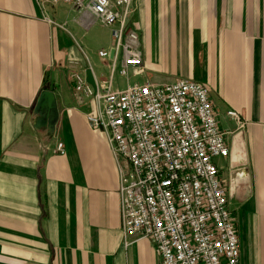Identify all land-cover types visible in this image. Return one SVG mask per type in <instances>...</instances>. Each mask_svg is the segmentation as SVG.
Wrapping results in <instances>:
<instances>
[{
    "label": "crops",
    "instance_id": "crops-1",
    "mask_svg": "<svg viewBox=\"0 0 264 264\" xmlns=\"http://www.w3.org/2000/svg\"><path fill=\"white\" fill-rule=\"evenodd\" d=\"M131 22L145 71L130 82L208 87L229 145L216 163L237 205L238 264H264V0H133ZM112 45L110 27H86L70 4L0 0V264H161L151 239H123L116 162L86 120L94 105L74 97L72 73L107 78L109 60L98 56L103 74L95 59ZM51 73L47 130L36 106Z\"/></svg>",
    "mask_w": 264,
    "mask_h": 264
},
{
    "label": "built area",
    "instance_id": "built-area-1",
    "mask_svg": "<svg viewBox=\"0 0 264 264\" xmlns=\"http://www.w3.org/2000/svg\"><path fill=\"white\" fill-rule=\"evenodd\" d=\"M70 4L88 27L111 28L109 75L95 81L72 73L78 103L95 107L86 116L102 134L116 162L123 239H151L161 264H238L240 243L228 187L216 160L229 154L208 87L177 78L156 83L144 75L138 33L131 22L133 0H50ZM125 79L115 88L113 75ZM226 115L238 119L229 109ZM55 152L63 154L57 142Z\"/></svg>",
    "mask_w": 264,
    "mask_h": 264
},
{
    "label": "water",
    "instance_id": "water-1",
    "mask_svg": "<svg viewBox=\"0 0 264 264\" xmlns=\"http://www.w3.org/2000/svg\"><path fill=\"white\" fill-rule=\"evenodd\" d=\"M85 74V77H86V81L93 87V89L95 90L96 88V85H95V81H94V78H93V75H92V72L90 70V68H87L84 72ZM52 79H53V73H51V81H50V90H45L41 93V96H40V102L37 104L36 108L39 106V105H43L46 107V110L47 112L48 111H51L52 114L55 112V106L52 102ZM45 99V100H44ZM37 113L41 114L37 109H36ZM49 118V117H47ZM50 123V122H49ZM49 123L48 125L46 124V128L47 130L50 129L49 127ZM240 137H241V134L238 133L234 136L233 138V148H232V151H237V150H240L241 149V142H240ZM242 171L241 170H233L230 172L229 176H230V183L231 185H233L234 183V175H239Z\"/></svg>",
    "mask_w": 264,
    "mask_h": 264
},
{
    "label": "rangeland",
    "instance_id": "rangeland-1",
    "mask_svg": "<svg viewBox=\"0 0 264 264\" xmlns=\"http://www.w3.org/2000/svg\"><path fill=\"white\" fill-rule=\"evenodd\" d=\"M91 31H92V28H91ZM95 32V38L98 39V40H104L106 39V33H104L102 30H96L94 31ZM95 68L96 70L99 72V73H103L105 74V67L100 63V61L98 60V55L96 56V59H95ZM115 83H118L120 86H123L124 84V79L123 77L121 76H116L115 75ZM236 207V202L234 201L233 199V202L230 204V208L232 207ZM234 207V208H235ZM237 209V208H236Z\"/></svg>",
    "mask_w": 264,
    "mask_h": 264
},
{
    "label": "bare ground",
    "instance_id": "bare-ground-1",
    "mask_svg": "<svg viewBox=\"0 0 264 264\" xmlns=\"http://www.w3.org/2000/svg\"><path fill=\"white\" fill-rule=\"evenodd\" d=\"M37 110L43 115L42 118H40V123L41 124H45V118L46 117H49L50 118V123H49V127L51 128L52 127V124H53V120H54V116L52 114L51 111H48L46 110V107L43 105H39L37 107Z\"/></svg>",
    "mask_w": 264,
    "mask_h": 264
}]
</instances>
